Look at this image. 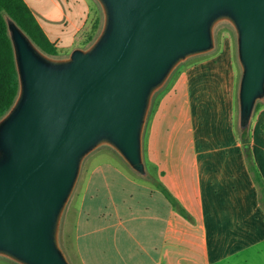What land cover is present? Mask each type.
<instances>
[{
  "label": "water",
  "instance_id": "obj_1",
  "mask_svg": "<svg viewBox=\"0 0 264 264\" xmlns=\"http://www.w3.org/2000/svg\"><path fill=\"white\" fill-rule=\"evenodd\" d=\"M97 1L99 34L66 57L8 19L20 89L0 119V258L16 264H72L62 231L86 159L108 147L147 175L155 96L181 65L216 49L220 24L237 38L242 128L264 100V0Z\"/></svg>",
  "mask_w": 264,
  "mask_h": 264
},
{
  "label": "crops",
  "instance_id": "obj_2",
  "mask_svg": "<svg viewBox=\"0 0 264 264\" xmlns=\"http://www.w3.org/2000/svg\"><path fill=\"white\" fill-rule=\"evenodd\" d=\"M38 20L54 43L65 34ZM225 30L217 54L186 67L154 127L163 179L196 224L119 158L103 156L64 218L73 264H264V207L245 153L252 150L264 178V107L248 148L236 125L238 65ZM81 46L72 41L73 50Z\"/></svg>",
  "mask_w": 264,
  "mask_h": 264
},
{
  "label": "trees",
  "instance_id": "obj_3",
  "mask_svg": "<svg viewBox=\"0 0 264 264\" xmlns=\"http://www.w3.org/2000/svg\"><path fill=\"white\" fill-rule=\"evenodd\" d=\"M8 19L15 21L43 52L53 57H61L58 46L49 38L26 0H0V119H2L14 105L20 89L19 74L14 46L9 32ZM102 24L103 22L101 20L97 21L96 30L92 33L89 44H91L99 34ZM191 61L192 59L188 62L191 63ZM187 65L188 64L181 65L175 71L167 85L155 96L144 139V154L148 173L146 176H140L145 179L146 182L152 184V186L161 191L173 204L180 216L189 223L196 224L197 221L195 217L185 208L163 179L164 172L158 167L154 155V128L152 131L153 122H155V124L158 122L163 108L175 95L177 86ZM259 108L260 102L257 104L256 110ZM237 128L241 142L245 146L250 145L252 140L250 126L242 128L239 123ZM245 153L250 171L259 188L260 202L264 207V178L255 164L252 150L248 149ZM0 259H2V262L16 264L2 257Z\"/></svg>",
  "mask_w": 264,
  "mask_h": 264
},
{
  "label": "rangeland",
  "instance_id": "obj_4",
  "mask_svg": "<svg viewBox=\"0 0 264 264\" xmlns=\"http://www.w3.org/2000/svg\"><path fill=\"white\" fill-rule=\"evenodd\" d=\"M27 1L32 6V9L36 13L37 17L43 23L49 25V29H51L50 30L51 32L55 34V33H61V30H65V34H63V36H59L60 38L56 42L61 57H66L73 51V48H71L72 41H76L78 45H84V47H88L90 45L89 41L92 37V33L94 32V30H96L97 21L101 20L103 22V18H104L102 8L97 0H27ZM224 30L226 35L229 32H231L230 36L232 37V40L230 41L231 43L230 49L232 51L234 58H236L238 65V88H239V82L241 78V67L238 60L236 34L234 29L229 23H222L216 29L217 41L219 39L220 40L222 39L223 34L220 37V33ZM221 47L222 46L218 44L215 53L213 54H217L221 50ZM193 60L194 59H192V61ZM185 64L189 65L190 62H186ZM260 107H264V100L260 101ZM257 119H258V114L254 113V116L252 118V124H254ZM239 123L240 121H239V108H238L236 115V125H239ZM154 126H155V122H153L152 124V131ZM103 156L104 157L114 156L117 159L119 158L120 162H122L123 165H126L128 167V165L124 162V160L111 148L103 147L97 150L96 152H94L93 154H91L84 163L79 184L70 201L69 204L70 207L68 206L66 215L71 212L73 204L76 202L77 197L81 194L83 187L86 184L90 169H92L93 166L96 165L97 162L100 161L99 159H101ZM134 174L137 176V178L142 179V177L139 174L137 173ZM150 185L152 186V184ZM62 242H63V235H62ZM63 247L70 258L71 256L69 255L64 242H63ZM72 257L76 262L73 254ZM70 260L71 262L73 261L71 258ZM1 263H2V259H0V264Z\"/></svg>",
  "mask_w": 264,
  "mask_h": 264
}]
</instances>
